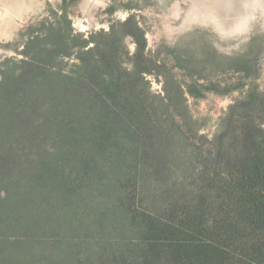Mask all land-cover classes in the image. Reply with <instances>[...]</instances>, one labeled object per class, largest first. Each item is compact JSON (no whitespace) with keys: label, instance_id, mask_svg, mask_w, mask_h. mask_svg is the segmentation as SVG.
I'll return each instance as SVG.
<instances>
[{"label":"trees","instance_id":"1","mask_svg":"<svg viewBox=\"0 0 264 264\" xmlns=\"http://www.w3.org/2000/svg\"><path fill=\"white\" fill-rule=\"evenodd\" d=\"M60 12L0 66V264H264V92L207 143L188 103L254 81L263 37L169 66L133 15L82 34Z\"/></svg>","mask_w":264,"mask_h":264},{"label":"rangeland","instance_id":"2","mask_svg":"<svg viewBox=\"0 0 264 264\" xmlns=\"http://www.w3.org/2000/svg\"><path fill=\"white\" fill-rule=\"evenodd\" d=\"M61 9L67 11L71 27L82 34L107 31L113 22L135 16L156 61L169 56L165 47L182 41H194L197 46L204 40L218 54L234 56L245 49L252 36L264 39V0H0L1 68L11 66L8 61H20L29 35L44 19H52L54 13L60 15ZM125 43L127 50L133 52L131 40L126 39ZM166 60L171 66V58ZM256 67L258 77L254 81L237 84V74L225 75L238 90L225 95L204 91L200 99L189 98L190 110L199 125L198 136L205 143L217 132L220 119L236 98L250 87L264 92V48ZM149 79L152 90L160 92L161 83L153 77ZM205 149L207 145L203 146ZM174 178L180 181L178 175Z\"/></svg>","mask_w":264,"mask_h":264},{"label":"bare ground","instance_id":"3","mask_svg":"<svg viewBox=\"0 0 264 264\" xmlns=\"http://www.w3.org/2000/svg\"><path fill=\"white\" fill-rule=\"evenodd\" d=\"M263 1V0H262ZM262 6V5H261ZM241 26V25H240Z\"/></svg>","mask_w":264,"mask_h":264}]
</instances>
